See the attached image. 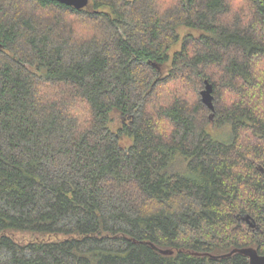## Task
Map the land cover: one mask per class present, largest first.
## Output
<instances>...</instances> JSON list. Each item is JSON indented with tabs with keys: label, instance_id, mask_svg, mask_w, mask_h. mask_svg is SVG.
<instances>
[{
	"label": "trees",
	"instance_id": "16d2710c",
	"mask_svg": "<svg viewBox=\"0 0 264 264\" xmlns=\"http://www.w3.org/2000/svg\"><path fill=\"white\" fill-rule=\"evenodd\" d=\"M230 3L0 0V264L264 254V0Z\"/></svg>",
	"mask_w": 264,
	"mask_h": 264
},
{
	"label": "water",
	"instance_id": "95a60500",
	"mask_svg": "<svg viewBox=\"0 0 264 264\" xmlns=\"http://www.w3.org/2000/svg\"><path fill=\"white\" fill-rule=\"evenodd\" d=\"M59 3L65 4L67 6H72L76 9H81L88 4L89 0H54ZM200 98L202 103L208 107L210 111H213V95H212V85L205 80V87L200 92ZM244 221L247 222L248 226L251 228H255L256 224L251 219L249 215H245L242 217ZM162 253H171L170 250H161ZM233 252H240L247 256L249 264H264V254H259L254 248L246 247V248H234L230 252L226 253V255H230ZM225 254L219 255L224 256Z\"/></svg>",
	"mask_w": 264,
	"mask_h": 264
},
{
	"label": "clouds",
	"instance_id": "9594fccd",
	"mask_svg": "<svg viewBox=\"0 0 264 264\" xmlns=\"http://www.w3.org/2000/svg\"><path fill=\"white\" fill-rule=\"evenodd\" d=\"M242 0H231L230 6L233 11L237 10L241 5Z\"/></svg>",
	"mask_w": 264,
	"mask_h": 264
},
{
	"label": "rangeland",
	"instance_id": "374dc122",
	"mask_svg": "<svg viewBox=\"0 0 264 264\" xmlns=\"http://www.w3.org/2000/svg\"><path fill=\"white\" fill-rule=\"evenodd\" d=\"M213 135H215V136H217L218 138H221V139H223L225 136L221 133V131H216V132H214L213 133Z\"/></svg>",
	"mask_w": 264,
	"mask_h": 264
}]
</instances>
